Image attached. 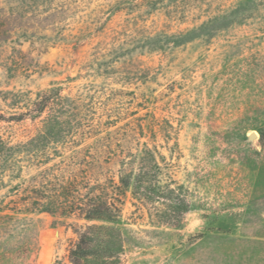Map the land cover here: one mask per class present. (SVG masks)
<instances>
[{"label":"rangeland","instance_id":"obj_1","mask_svg":"<svg viewBox=\"0 0 264 264\" xmlns=\"http://www.w3.org/2000/svg\"><path fill=\"white\" fill-rule=\"evenodd\" d=\"M116 1L74 0L54 31L36 29L22 46L2 43L1 88L57 85L80 97L104 117L98 137L112 152L96 159H109L112 172L138 148L130 135L143 131L158 192L149 204L131 189L124 197L117 264H264V0H163L157 9L152 0ZM216 14L225 15L215 28L156 48L172 41L156 32L179 33ZM15 46L39 63L7 77ZM40 126L2 122L0 133L17 142ZM79 137L85 159L100 142ZM33 221L28 251L9 234L19 228L1 231L0 264H71L86 221L48 213Z\"/></svg>","mask_w":264,"mask_h":264},{"label":"trees","instance_id":"obj_2","mask_svg":"<svg viewBox=\"0 0 264 264\" xmlns=\"http://www.w3.org/2000/svg\"><path fill=\"white\" fill-rule=\"evenodd\" d=\"M151 2L149 6L154 9L165 3L163 0ZM177 3L175 0L174 5ZM73 4L74 0H0V45L10 42L22 46L36 36L33 32L36 29L54 31L53 27L64 21L68 6ZM224 15H211L179 33L156 32L158 37L172 39L158 43L156 48L181 45L199 29L215 28L217 20ZM13 49L14 53L4 64L7 77L24 75L33 62L35 66L39 63L22 49L16 46ZM89 106L80 97L63 95L62 87L57 85L35 93L27 88L0 86V123L30 118L41 124L37 133L27 140L13 142L0 133V233L7 228H19L20 233L9 234L23 239L28 251L35 239L33 215L48 213L83 219L86 224L79 226L78 240L70 249L71 264H117L124 244L121 231L115 225L121 217L124 197L131 189L135 199L149 204L158 192L154 151L147 142L141 143L143 131H135L130 138L137 141L136 152L131 148L118 159L119 169L110 171L106 167L109 159H96L112 152L110 145L100 142L106 138L98 137L104 117ZM79 135L83 140L95 136L100 142L93 147L94 154L85 153V159H79L85 151L77 143ZM182 202L185 208L181 213H186L190 209L185 200Z\"/></svg>","mask_w":264,"mask_h":264},{"label":"water","instance_id":"obj_3","mask_svg":"<svg viewBox=\"0 0 264 264\" xmlns=\"http://www.w3.org/2000/svg\"><path fill=\"white\" fill-rule=\"evenodd\" d=\"M256 137V133H252L251 135H250V138L251 139H253V138H255Z\"/></svg>","mask_w":264,"mask_h":264}]
</instances>
